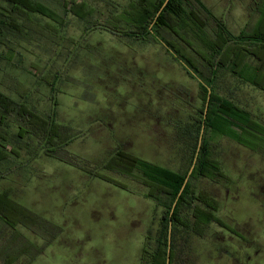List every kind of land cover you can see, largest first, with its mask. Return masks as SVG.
<instances>
[{
    "label": "rangeland",
    "instance_id": "1",
    "mask_svg": "<svg viewBox=\"0 0 264 264\" xmlns=\"http://www.w3.org/2000/svg\"><path fill=\"white\" fill-rule=\"evenodd\" d=\"M201 2L234 35L264 29V0ZM124 3L76 2L92 7L102 22ZM83 27L84 22L69 14L60 41L40 34L33 24L29 40L12 42L20 54L11 61L0 59V90L12 97L25 90L39 112L53 111L71 138L60 161L45 155L33 135L18 137V122L9 118L13 150L11 160L0 164V202L14 215L13 223L31 214L36 224H16L17 232L0 219V264L18 248L21 254L11 264H139L146 238L155 245L163 207L145 197L144 185L102 164L120 149L174 170L186 168L175 125L190 119L193 106L200 107L198 80L159 42L127 44L97 28L82 40ZM40 70L61 72L54 88L58 92L51 98L47 85L34 79ZM223 75L238 84L232 92L236 102L264 125V90ZM259 78L264 85V72ZM222 81L217 91L226 94L232 83ZM210 140L227 179L200 178L193 188L215 199V215L238 236L216 223L204 227L201 235L176 226L173 264H264V146L253 150L224 136ZM87 167L126 188L87 174ZM185 211L191 223V209Z\"/></svg>",
    "mask_w": 264,
    "mask_h": 264
},
{
    "label": "trees",
    "instance_id": "2",
    "mask_svg": "<svg viewBox=\"0 0 264 264\" xmlns=\"http://www.w3.org/2000/svg\"><path fill=\"white\" fill-rule=\"evenodd\" d=\"M78 1L0 0V46L5 52L0 51V59L11 61L20 54L12 42L15 38L29 40L33 24L37 25L40 34L60 38L61 41V29L67 16L72 14L84 22L82 40L91 29L97 28L123 39L127 44L159 42L199 84L200 107L193 106L190 119L175 125L182 140L181 151L188 159L186 168L174 170L120 149H116L102 164L103 168L144 185L147 188L145 197L163 207L159 232L153 239L155 245H148L149 238H146L139 264H166L167 256L168 264H173L176 226L190 228L193 233L201 235L204 227L216 223L237 235L233 227L215 215V199L197 194L193 182L200 178L210 181L227 179L220 162L214 157L210 138L224 136L253 150L264 146L263 123L255 120L250 110L233 98L232 92L238 84L223 78L226 74L235 81L264 90L263 80L259 78L264 72V29L252 28L234 35L201 0H167L161 10L165 0H125L124 5L107 18H111L107 22L94 17L92 7H79ZM71 43L77 41L72 40ZM60 73L47 70L43 73L40 70L36 73L37 78L33 73L31 76L34 75L37 83L47 85L51 91L47 96L51 98L54 92H58L54 88L61 78ZM219 80L225 84L232 83L226 94L217 91ZM24 91L12 97L0 90V164L11 160L8 153L13 150L8 139L9 118L18 122V137L33 135L45 155L64 161L63 147L71 140L66 134L67 129L55 119L53 111L49 114L39 112ZM83 169L91 176L126 188V184L96 171L94 167ZM1 193L0 201L3 200ZM6 206L0 202V219L9 227L15 229L16 224L25 227L36 224V217L32 219L31 214L19 216L17 223H13L15 217L9 210L7 212ZM189 208L191 223L185 211ZM23 246L24 249L27 245ZM20 249H16L14 255L6 256V264H11L21 254Z\"/></svg>",
    "mask_w": 264,
    "mask_h": 264
},
{
    "label": "water",
    "instance_id": "3",
    "mask_svg": "<svg viewBox=\"0 0 264 264\" xmlns=\"http://www.w3.org/2000/svg\"><path fill=\"white\" fill-rule=\"evenodd\" d=\"M166 2H167V0L164 1V3L162 4V6L160 7V10H161V8H163V6L166 4ZM160 10H159V11H160ZM159 11H158V12H159ZM166 264H168V256H167V259H166Z\"/></svg>",
    "mask_w": 264,
    "mask_h": 264
}]
</instances>
